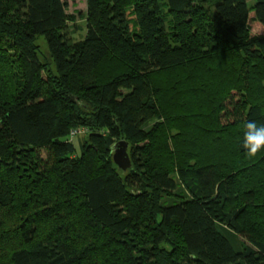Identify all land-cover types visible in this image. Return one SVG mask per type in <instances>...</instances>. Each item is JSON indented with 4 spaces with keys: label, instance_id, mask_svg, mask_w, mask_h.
<instances>
[{
    "label": "trees",
    "instance_id": "16d2710c",
    "mask_svg": "<svg viewBox=\"0 0 264 264\" xmlns=\"http://www.w3.org/2000/svg\"><path fill=\"white\" fill-rule=\"evenodd\" d=\"M85 1L0 0V264H264V0Z\"/></svg>",
    "mask_w": 264,
    "mask_h": 264
},
{
    "label": "rangeland",
    "instance_id": "374dc122",
    "mask_svg": "<svg viewBox=\"0 0 264 264\" xmlns=\"http://www.w3.org/2000/svg\"><path fill=\"white\" fill-rule=\"evenodd\" d=\"M255 0H247L248 4L254 3ZM67 12L74 14L76 20H75V28L74 26H71L70 29L73 32V35L75 38H81L84 35L85 32V20L84 16L86 13V1L85 0H67ZM249 27H250V32L252 34H260L264 32V28L262 24L259 22L255 21L253 19V11L250 12V17H249ZM39 44L41 46V49L46 53L47 47L46 44L42 39L39 40ZM71 134L75 137L72 138V141L74 145L76 146V149H79V141L80 138L79 136H82L81 130H75L71 131ZM83 137V136H82Z\"/></svg>",
    "mask_w": 264,
    "mask_h": 264
},
{
    "label": "clouds",
    "instance_id": "9594fccd",
    "mask_svg": "<svg viewBox=\"0 0 264 264\" xmlns=\"http://www.w3.org/2000/svg\"><path fill=\"white\" fill-rule=\"evenodd\" d=\"M244 128L242 147L249 158H254L264 149V124L248 121Z\"/></svg>",
    "mask_w": 264,
    "mask_h": 264
},
{
    "label": "water",
    "instance_id": "95a60500",
    "mask_svg": "<svg viewBox=\"0 0 264 264\" xmlns=\"http://www.w3.org/2000/svg\"><path fill=\"white\" fill-rule=\"evenodd\" d=\"M113 162L122 171H126L130 165V157L128 154V143L124 140L117 141L113 145Z\"/></svg>",
    "mask_w": 264,
    "mask_h": 264
},
{
    "label": "built area",
    "instance_id": "2783aa9c",
    "mask_svg": "<svg viewBox=\"0 0 264 264\" xmlns=\"http://www.w3.org/2000/svg\"><path fill=\"white\" fill-rule=\"evenodd\" d=\"M75 131V130H74ZM73 136V135H72Z\"/></svg>",
    "mask_w": 264,
    "mask_h": 264
}]
</instances>
